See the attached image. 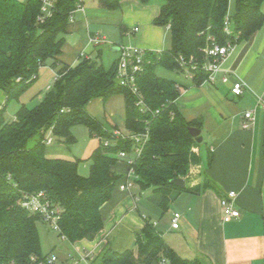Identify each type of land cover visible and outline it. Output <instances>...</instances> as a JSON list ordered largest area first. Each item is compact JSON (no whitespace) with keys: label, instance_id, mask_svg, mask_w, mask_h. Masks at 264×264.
<instances>
[{"label":"trees","instance_id":"16d2710c","mask_svg":"<svg viewBox=\"0 0 264 264\" xmlns=\"http://www.w3.org/2000/svg\"><path fill=\"white\" fill-rule=\"evenodd\" d=\"M80 0H56L50 16H42L41 0H0V264H27L30 258L42 259L55 254V249L44 254L41 249L37 223L39 219L17 204L20 192H43L60 209L58 236L68 245L82 240L93 241L103 229L101 207L110 201L121 183L116 174L119 151L129 152L128 141H118L114 147L100 145L86 160L88 175L78 173L80 159H49L44 139L52 130L55 143L66 148L75 144L71 132L83 126L91 137L110 139L100 124L87 113V105L95 100L107 101L122 95L125 105L124 126L128 133H149L140 156L133 164L140 189H152L163 196V207L168 195L179 188L172 180L185 179L191 166L199 159L195 149L199 144L189 133V127L200 130L197 122H186L174 101L179 92L173 80L156 74L158 68L180 72L177 59L181 56L196 66L193 81L204 82L202 71L207 62L205 50L212 44L234 46L249 40L264 24L260 10L264 0H138L141 4H158L159 13L153 23L169 27L170 49L158 54L148 53V63L137 76V86L146 106L160 110L158 116L142 115L134 105V97L120 87L115 79L116 62L108 69L96 56H82L74 67L61 65L64 36L69 26V15ZM122 0H98L109 11L119 9ZM81 2V1H80ZM228 16L230 33L224 30ZM50 66L56 79L33 107L21 104L11 121L3 114L7 105L35 82L40 68ZM173 113V116L170 114ZM206 188V186H205ZM136 253L130 250L115 252L105 246L93 264H202L199 260L179 257L150 223L135 238ZM77 256V255H75Z\"/></svg>","mask_w":264,"mask_h":264},{"label":"crops","instance_id":"0c3cea01","mask_svg":"<svg viewBox=\"0 0 264 264\" xmlns=\"http://www.w3.org/2000/svg\"><path fill=\"white\" fill-rule=\"evenodd\" d=\"M80 1L84 12H76L69 23L57 69L61 65L76 66L82 56H97L108 69L116 62L120 45L139 47L147 54L170 49L169 30L153 23L159 13L158 4L122 0L118 10L109 11L98 0ZM229 5L232 9L233 0ZM260 10L264 15V2ZM94 36L103 37L105 43L92 45L90 39ZM56 71L50 66L39 69L34 84L40 83V77L45 82L36 102L50 88L48 83L55 80ZM160 76L176 83L179 96L174 105L184 120L200 124L202 143L195 149L199 161L183 179L185 187L193 191L173 190L163 207L161 194L142 190L133 181L129 191L115 189L110 201L101 207L104 225L95 239L69 246L75 255L89 251L97 257L105 246L115 252L136 253V235L150 223L182 259L202 264H264V112L258 107L259 99H264V24L249 40L232 47L212 82L197 85L194 75L183 71L163 70ZM236 82L243 84L238 97L231 93ZM86 110L104 132L123 129L128 133L122 95L105 102L95 99ZM248 112L253 113L252 120L244 117ZM244 124L249 127L243 128ZM87 133L88 143L79 156L82 162L100 145L98 138ZM50 147L45 151L49 159H77L71 155L72 146L66 148L57 142ZM114 170L122 176V182L127 171L125 163L117 161ZM229 191L236 193L235 208L240 216L223 223L220 200ZM174 214L180 215L177 229L171 227Z\"/></svg>","mask_w":264,"mask_h":264},{"label":"built area","instance_id":"2783aa9c","mask_svg":"<svg viewBox=\"0 0 264 264\" xmlns=\"http://www.w3.org/2000/svg\"><path fill=\"white\" fill-rule=\"evenodd\" d=\"M56 0H41V14L42 16H50L51 9H53ZM76 12H84V9L79 1V4L69 15V23L73 21V15ZM169 30V27L167 26ZM224 30L227 34L230 33V23L228 16L225 18ZM138 29H134L137 32ZM90 43L94 46L105 43V39L100 36L91 37ZM232 45L226 44L220 46L216 43H212L206 50L205 56L207 62L202 68V71L207 74L206 82H212L213 76L220 70L221 62L226 58L232 49ZM119 56L116 60V72L115 79L120 87L126 89L134 97V105L138 109L139 113L142 115L150 114V116H158L160 110L151 111L142 98L139 88L137 86V76L143 71L144 66L148 63L146 59L147 52L143 49L135 46H125L120 45L118 48ZM179 66L182 71L194 75L196 72L195 64L188 62L183 57L177 59ZM57 76H55L56 79ZM243 92V84L241 82H236L231 88V93L238 97ZM258 107L264 112V99H259ZM173 116V113L170 114ZM246 119L252 120L253 113L248 112L244 115ZM146 127L141 133H121L119 131H114L111 136V140L101 138L100 142L104 147H114L118 141H128L131 144V149L129 152L119 151L114 154V158L117 161L124 162L127 171L124 175V180L118 185L117 189L120 191H129L133 185V181L136 178L133 171V164L135 160L140 156L142 149L146 142L148 141L149 133L147 129L148 121H145ZM248 124H244L243 128H248ZM44 143L46 146H50L55 143L52 135V130L46 133ZM236 193L234 191H229L225 198L220 200V208L222 214V222L226 223L231 220L239 218V211L235 208ZM19 207L25 212L38 217L39 222L46 225L52 232L59 235L61 233L59 228L60 220V209L53 205L52 202L47 198L43 192H20L19 198L17 200ZM180 215L174 214L171 219V227L173 229L178 228V221ZM61 241H65V237L60 236ZM94 255L89 252H81L77 256L67 254L65 259H60L55 254H49L48 256L37 259L30 258L27 264H93ZM160 264H165L161 261Z\"/></svg>","mask_w":264,"mask_h":264},{"label":"rangeland","instance_id":"374dc122","mask_svg":"<svg viewBox=\"0 0 264 264\" xmlns=\"http://www.w3.org/2000/svg\"><path fill=\"white\" fill-rule=\"evenodd\" d=\"M154 1H161V0H154ZM104 62L105 61H101ZM107 67L108 65H104ZM160 73H163L162 69H158V72H156L157 75L160 76ZM175 76V75H173ZM45 82V79L40 77V83L38 84H33L27 91H25L18 99V101L13 100L11 101L8 105L7 108L3 114L5 120L11 121L14 119V114L18 110L19 106L21 104H24L27 107H33L36 104V95L38 94L39 91L43 90V83ZM48 82V81H47ZM53 79L48 83L50 87L53 84ZM48 86V85H47ZM3 97L0 96V104L3 102ZM121 133L124 132L123 129H119ZM74 132V138L76 140L75 144L72 145L71 148V155L76 156L77 159H79L80 155L84 152L85 146L88 143V133L85 127L83 126H76L73 130ZM114 132V131H113ZM112 131H108V133L112 134ZM111 140V136L109 141ZM55 146V143L52 144V146ZM51 146V145H50ZM46 146V148L50 147ZM52 148V147H50ZM87 163L86 162H80L79 167H78V172L81 174V172L85 176L88 175L89 169L86 168ZM37 229L39 233V238H40V244H41V249L44 254H47L51 252L53 249H55V252L64 254V252H71L74 253L73 248L70 247L66 242L61 241L56 233L52 232L46 225L42 224L41 222L37 223ZM61 259V258H60Z\"/></svg>","mask_w":264,"mask_h":264},{"label":"water","instance_id":"95a60500","mask_svg":"<svg viewBox=\"0 0 264 264\" xmlns=\"http://www.w3.org/2000/svg\"><path fill=\"white\" fill-rule=\"evenodd\" d=\"M188 133L189 135L193 138L196 139L197 144L202 143V137H201V131L195 127H189L188 128ZM171 184L175 185L176 187L179 188H184L185 187V182L183 179H175L171 181Z\"/></svg>","mask_w":264,"mask_h":264}]
</instances>
